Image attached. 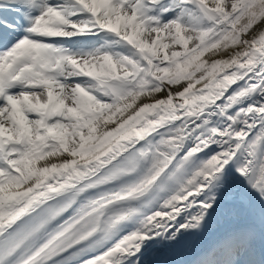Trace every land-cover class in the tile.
Segmentation results:
<instances>
[{"label":"bare ground","instance_id":"bare-ground-1","mask_svg":"<svg viewBox=\"0 0 264 264\" xmlns=\"http://www.w3.org/2000/svg\"><path fill=\"white\" fill-rule=\"evenodd\" d=\"M130 14L119 4L103 24L130 21ZM33 24L42 25L41 18ZM197 34L192 30L190 43ZM134 43L140 44L136 38ZM77 60L87 64L75 69L78 81L65 85L67 100L78 99L79 78L97 86L108 63L102 55L83 54ZM28 94L40 100L39 90ZM127 148L142 157L135 173L81 192L3 264H19L88 210L134 192L164 168L144 199L113 206L95 235L44 264H239L240 259L264 264V0L249 10L231 38L172 79L122 98L66 145L35 160L20 181L3 184L0 239Z\"/></svg>","mask_w":264,"mask_h":264},{"label":"rangeland","instance_id":"rangeland-1","mask_svg":"<svg viewBox=\"0 0 264 264\" xmlns=\"http://www.w3.org/2000/svg\"><path fill=\"white\" fill-rule=\"evenodd\" d=\"M218 1L223 2L224 0H218ZM218 1H212L211 3H213V5H218V4H216ZM258 1L259 0H255L249 9L248 10L246 9L247 10V11L245 10L246 12L244 11L245 14L244 15L242 14V17L239 19V21L236 24L234 23V25L231 28V32L228 33V35L222 41H220L217 45H215L214 47H212L208 50H205L202 53L198 52L199 54L197 53V55L191 56L188 59V61L182 62L178 66L173 67L172 69H166V70H164L166 68V66L163 65L162 61L170 55V52L167 50H169L171 47L173 50H176L177 46L183 47V49H184V48H186L185 44H187V42L190 40L189 39L190 38L189 30L188 29L187 30L182 29V27H183L182 21L180 19H174L175 14L173 16H171V15H169V11L172 7H177L176 10H178V12H179L178 13L179 17H182L185 13H187V19H188L190 17V15L188 14V11L182 9L181 6H178L179 3L176 0H138V1H135L132 3L131 6L128 7V9H130V12H132V18L133 19L130 21L120 22V29H121V27H124L123 32H124L125 36L127 37V38L125 37L126 39L131 37L130 31L128 32V30L126 29V27L129 26V24H140L142 26H145L148 30H152L151 33H145V35L142 36L139 39V41L142 42L143 44L147 45L146 48L149 50L148 55H149V58H153V61H152L153 64H152V66L148 65L149 62L144 61L145 58H143L142 60L138 59V61H135L136 58L133 57V55L135 54L134 52L139 51V50L134 49V47H133V49H132L133 53L128 54L126 58L124 56H122L121 59H120V57L117 58V59H120L119 61H117L118 62L117 65L120 67L121 71L125 74H130L131 76H135L138 73V75L141 77V79L150 80V81L154 82L147 89L140 91L139 93H143V92L153 88L154 86L161 85L163 81H166L168 79H172L175 75L182 72V70L185 67H187L188 65L192 64L195 59L201 57L206 52H208L211 49L219 46L221 43H223L224 41L231 38L235 32V29L239 26L241 21L246 17L249 10ZM223 4L226 6L229 5V4L224 3V2H223ZM231 7H233V6H231ZM112 10H113V8L111 7L110 11L112 12ZM223 10H224L223 11V17H225L227 14V10H225V9H223ZM207 11L213 12V10H207ZM164 16L168 17L167 20L169 23L163 21V20H165ZM168 26L172 28V30H171L172 33L168 32L169 31ZM148 30H146V31H148ZM161 30H164L163 33H161V32L158 33V31H161ZM174 31L175 32L177 31V32L175 33ZM108 32L112 33V31H110V30L105 31L104 33H108ZM180 35H181V37H180ZM102 36H103V32H102ZM158 36H160V37H158ZM163 38H164V41H163ZM146 41H147V43H146ZM136 42H137V39H136ZM131 43L133 44L134 40ZM142 43H140V44L134 43L135 48L143 47ZM170 44L171 45L173 44L175 46H171ZM111 51L108 52L109 55L114 54ZM172 53H174V52L172 51ZM89 56H92V55H89ZM138 66H143V67H145L146 70L143 69V71H141L138 68ZM160 69L164 70V71L161 75H158V73H160V71H161ZM155 71H159V72L155 73ZM2 74L5 77H11L12 71H7L5 68H3ZM23 74L25 76H27L26 72L19 73V75H23ZM29 77L33 80L37 76L32 73ZM101 85H102V83H101ZM86 90L89 91L88 95H87V96H89V99L86 100L87 97L84 96L85 97V100L83 101L84 103L79 105V104H77L78 103L77 100H68L67 102H63L62 107H55L56 113H46L45 119H44V116H42L40 118V113H37L36 118H32V119L29 116H25L24 118H21V117H18L16 115V113H10L9 122L7 123V125L5 127H1L4 123L3 124L0 123V133L4 134V135H9L7 137L0 136V178H2L3 176H6V175H11V176H9L8 180L13 181V180L18 178V180L20 181L23 174L29 170L30 166L32 165V163L35 160L39 159L44 154H46L50 151L57 150V149L61 148L62 146L66 145V143L68 142V139L71 136L75 135L76 131L82 129L80 127H83L85 125V123L88 120H90V119H87L88 116L86 115L88 109L95 107V106H100V105L107 106L108 103H110L109 100H108V102L106 101L108 99L109 95L105 91H104L103 96H100V97H98L97 100H95L93 98L92 94L90 93V89L86 88ZM133 90H135V89H133ZM101 93H103V92H101ZM135 93H138V92H133V93L131 92V94L120 97L119 100H117L115 103H113L112 105L107 107L104 111H102V113H104L106 110H108L113 105L118 103L122 98L132 96ZM72 107H73V109H72ZM52 115H54V116H52ZM3 116H4V113L2 114V117ZM97 118H95V119H97ZM33 119H36V121ZM95 119H92L91 121H93ZM73 120H74V122H73ZM91 121H89L88 123H90ZM75 123H77V125ZM88 123H86V125ZM76 127L80 128V129L74 130ZM50 130L52 132H54L51 139H54V136H56L57 140L53 141V143H51V145H49V144L45 145L44 148H42L40 150L39 143L37 141H33V140L48 138V137H45L44 135H45L46 131H50ZM68 135H69V137H68ZM58 140H60V141H58ZM61 144H63V145H61ZM49 146H54V147H49ZM23 147H25V148H23ZM10 181H8V182H10ZM6 183H4V184H6ZM237 260L238 259L235 257L231 261V263L237 262ZM241 261H242V264H245L246 260L240 259V262Z\"/></svg>","mask_w":264,"mask_h":264}]
</instances>
